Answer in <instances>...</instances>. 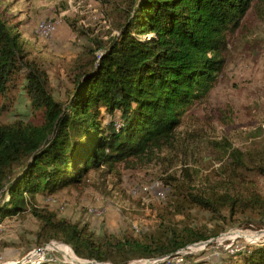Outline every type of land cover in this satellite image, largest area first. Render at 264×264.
<instances>
[{"label":"trees","instance_id":"obj_1","mask_svg":"<svg viewBox=\"0 0 264 264\" xmlns=\"http://www.w3.org/2000/svg\"><path fill=\"white\" fill-rule=\"evenodd\" d=\"M259 1L129 0L118 34L93 38L82 52L65 100L55 97L47 68L29 56L19 33L0 17V116L17 91L27 96L33 113H41L39 122L0 121V225L5 218L30 213L39 222L41 243L56 240L80 258L111 264L150 262L209 239L207 230L189 225L161 224L158 233L140 236L97 234L89 222L57 217L36 196L80 188L92 172L105 182L109 173L120 175L121 166L150 162L173 147L189 106L217 82L229 34ZM70 26L82 31L73 22ZM231 155L230 176H239L242 188L249 166L242 151L234 148ZM254 168L264 174V165ZM184 171L192 180L191 168ZM163 183L178 213L189 206L213 215L229 211L264 218V195L252 186L245 192H206L175 175L163 177ZM133 186L127 192L142 201L144 194H131ZM152 197V202L166 200ZM220 264H264V242L227 254Z\"/></svg>","mask_w":264,"mask_h":264},{"label":"rangeland","instance_id":"obj_2","mask_svg":"<svg viewBox=\"0 0 264 264\" xmlns=\"http://www.w3.org/2000/svg\"><path fill=\"white\" fill-rule=\"evenodd\" d=\"M128 1L0 0V17L19 33L29 56L47 68L55 97L65 100L73 88V69L82 52L91 39L107 40L118 34V23L128 12ZM70 22L82 31L73 30ZM40 24H49L51 33H43ZM228 40L223 52L224 67L215 86L205 98L189 106L173 147L164 148L150 162L121 166L120 175L109 173L105 182L98 172H92L89 182L80 188L67 187L48 196L38 193V204L57 217L89 222L97 234H156L165 225L207 230L211 237L204 240L206 244H188L181 251L196 250L186 264H220L227 254L264 242V218L231 215L229 211L213 215L189 206L184 213H178L170 198L166 199L163 183V177L175 175L206 192H245L252 186L264 195V174L258 175L254 168L264 165V0L252 5ZM11 96V105L0 121H40L41 113L32 112L23 92ZM234 148L245 154L249 166L243 171L247 181L242 188L236 179L239 176H230ZM185 167L191 168L192 180ZM132 185L135 186L131 194H144L142 201L127 192ZM152 196L166 200L152 202ZM38 227L39 222L30 213L5 218L0 225V264H16L34 249L46 245L60 246L72 257H78L70 246L59 241L41 243ZM61 250L63 253L46 250L33 260L63 262L66 255ZM88 262L100 264L94 259Z\"/></svg>","mask_w":264,"mask_h":264},{"label":"built area","instance_id":"obj_3","mask_svg":"<svg viewBox=\"0 0 264 264\" xmlns=\"http://www.w3.org/2000/svg\"><path fill=\"white\" fill-rule=\"evenodd\" d=\"M49 26H46L45 24H43L40 28L41 29H48ZM159 191V190H158ZM198 248V247H197ZM193 252H196V250L194 249H189L188 251H185V252H179V253H176L175 255H172L171 257H169L168 259H161L160 260V264H186V262H189L188 260V256L193 253ZM42 252H38L35 257H38L39 254H41ZM46 252L43 251V254L44 255ZM43 258V256H42ZM41 258V259H42ZM74 259H71V261L67 260V257H66V260L65 261H59L63 264H88V263H79V262H76L75 259H84V258H80V257H73ZM36 259V258H35ZM34 259V260H35ZM34 260H32L31 262H34ZM86 261H88V259H84ZM57 261V260H55ZM129 264H149V261L148 260H133L132 262H130Z\"/></svg>","mask_w":264,"mask_h":264},{"label":"water","instance_id":"obj_4","mask_svg":"<svg viewBox=\"0 0 264 264\" xmlns=\"http://www.w3.org/2000/svg\"><path fill=\"white\" fill-rule=\"evenodd\" d=\"M261 232H264V230H262ZM206 243L207 242L201 241V242L193 243L191 245H202V244H206ZM61 244H63V243H61ZM63 245H65V244H63ZM46 250H57V251L63 253V251L61 249L49 248V245H46L44 247H40V248L34 249L33 251H31L30 253H28L22 260H20L16 264H19V263H29L33 259H35V255L38 252H43V251H46ZM75 261L76 262H79V263H89L88 261H86L84 259H75ZM94 261H96V262H98L100 264H110L109 262H103V261H98V260H94Z\"/></svg>","mask_w":264,"mask_h":264},{"label":"bare ground","instance_id":"obj_5","mask_svg":"<svg viewBox=\"0 0 264 264\" xmlns=\"http://www.w3.org/2000/svg\"><path fill=\"white\" fill-rule=\"evenodd\" d=\"M41 25V24H40ZM43 25V24H42ZM41 25V26H42ZM46 26H49V24H46ZM53 29V28H52ZM43 33H45V34H48L49 32L51 33V30H50V26L48 27V29H40ZM39 30V31H40ZM246 234V233H245ZM247 235V234H246ZM249 235H251V234H249ZM51 248H59V249H63L64 250V253H65V255H66V257H67V260H69V261H71V259H73V257L71 256V254L69 253V251L66 249L65 250V248H60V246L58 247V246H53V247H51ZM172 255H168V256H164V257H161V258H159V259H156V260H153V261H150L149 262V264H160V260L161 259H168L169 257H171Z\"/></svg>","mask_w":264,"mask_h":264}]
</instances>
